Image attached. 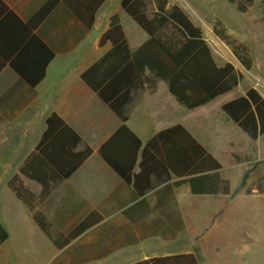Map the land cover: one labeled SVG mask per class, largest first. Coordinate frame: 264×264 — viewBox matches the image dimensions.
<instances>
[{
	"label": "crops",
	"instance_id": "obj_1",
	"mask_svg": "<svg viewBox=\"0 0 264 264\" xmlns=\"http://www.w3.org/2000/svg\"><path fill=\"white\" fill-rule=\"evenodd\" d=\"M3 1L26 22L48 0ZM111 5L112 0H104L91 29L62 1L50 10L34 33L47 43L55 56L44 78L35 86L27 83L10 64L20 23L11 16L6 22L9 25L0 27V218L9 231V237L0 249L6 251L4 246L12 239L22 237L34 241L36 236H46L51 243V264H132L185 253L194 254L198 264H202L200 250L194 244V240L199 242L201 236L192 239L188 233L189 208L180 200V195L189 197L190 193L193 194L189 184L175 188L176 204L172 206L181 213L185 228L175 235H164L168 225L164 213L154 211L137 222L124 214V210L141 197L99 152L102 144L123 122L83 74L113 48L111 42L102 46L99 43L101 34L109 28L115 14L109 12ZM104 6L106 10L102 12ZM139 32V29L132 31V46L125 30L131 50L148 37L145 31L146 36ZM90 81L95 82V78L90 76ZM248 88L240 91L235 88L224 102L244 95ZM211 102L190 109L176 99L166 81L158 79L152 86L145 82L131 92V99L125 106L126 124L146 143L158 131L181 123L221 162L220 172L230 180L231 192L194 194L197 198L222 195L233 198L239 192L264 195V133L251 139L227 114L213 118V114L218 115V108L209 105ZM52 113L59 115L82 137L75 150L85 146L93 150L37 205L54 227L65 234L86 222L84 230L62 248L43 232L32 211L8 185L10 178L19 175L31 190L41 191V185L21 173L20 167L38 145ZM215 152L222 158L219 159ZM245 173L248 176L246 184L242 185ZM152 192L154 190L148 194ZM16 210L15 217H10ZM223 211L224 208L216 211L212 221ZM12 221L17 222V228H11Z\"/></svg>",
	"mask_w": 264,
	"mask_h": 264
},
{
	"label": "trees",
	"instance_id": "obj_2",
	"mask_svg": "<svg viewBox=\"0 0 264 264\" xmlns=\"http://www.w3.org/2000/svg\"><path fill=\"white\" fill-rule=\"evenodd\" d=\"M60 1L89 29L94 26L97 12L104 2L48 0L25 22L0 0V20L7 14L0 27L6 28L11 16L20 23L10 64L32 86L44 78L55 56L34 29ZM228 1L244 13L256 0ZM121 7L148 37L131 50L120 16L115 13L99 40L101 46L111 42L112 50L83 74L123 122L102 144L99 152L141 197L126 208L124 214L137 222L151 212L160 211L168 220L164 235H175L185 228L181 213L172 208L176 204V187L187 183L193 194H229L231 182L221 175V162L181 123L158 131L143 143L126 124L125 106L134 88L145 82L152 86L161 79L167 82L170 92L182 105L194 109L237 88L243 73L232 62H217L202 27L181 4L171 3V0H121ZM213 26L242 65L252 69L254 58L248 45L232 35L222 20H214ZM90 76L95 82L90 81ZM221 108L251 139L264 133V96L257 87H249L244 95L224 102ZM81 142L82 137L59 115L52 113L38 145L20 167L21 173L41 185V191L31 190L19 175L8 181L9 187L32 211L37 225L58 248L84 230L86 222L65 234L54 227L37 205L93 152L89 146L75 150ZM247 176L245 173L242 185L246 184ZM151 190L154 192L148 194ZM8 237L9 231L0 218V246ZM132 264H198V261L194 254L185 253Z\"/></svg>",
	"mask_w": 264,
	"mask_h": 264
},
{
	"label": "rangeland",
	"instance_id": "obj_3",
	"mask_svg": "<svg viewBox=\"0 0 264 264\" xmlns=\"http://www.w3.org/2000/svg\"><path fill=\"white\" fill-rule=\"evenodd\" d=\"M171 3L181 4L194 22L202 27L218 63L232 62L243 73L236 91L255 85L264 93V0H256L244 13L228 0H171ZM104 10L105 6L102 12ZM110 10L109 12L120 15L132 46L134 41L131 33L134 29H139V34L146 36L122 9L120 0H112ZM216 19L222 20L232 35L248 45L254 58L252 69H246L230 47L215 33L213 21ZM231 94L229 92L219 96L209 104L218 108V115L213 114V118L217 119L220 114L226 115L221 103ZM217 157L222 158L220 155ZM198 197L190 193L189 197L180 195V200L189 208L188 233L192 239L201 236L199 242L194 240L201 253V263L264 264V195L239 192L233 198L223 195ZM222 208V215L212 221L214 213ZM17 212L18 210L13 211L10 217H15ZM10 226L17 228V222H10ZM33 240L28 241L22 237L10 240L4 246L7 252L0 249V264H51L53 255L50 241L46 236H36Z\"/></svg>",
	"mask_w": 264,
	"mask_h": 264
}]
</instances>
